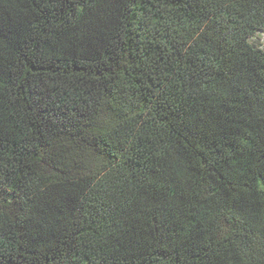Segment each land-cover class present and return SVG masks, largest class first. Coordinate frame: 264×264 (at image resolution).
Masks as SVG:
<instances>
[{"label":"trees","instance_id":"trees-1","mask_svg":"<svg viewBox=\"0 0 264 264\" xmlns=\"http://www.w3.org/2000/svg\"><path fill=\"white\" fill-rule=\"evenodd\" d=\"M264 0H0V264H264Z\"/></svg>","mask_w":264,"mask_h":264},{"label":"rangeland","instance_id":"rangeland-1","mask_svg":"<svg viewBox=\"0 0 264 264\" xmlns=\"http://www.w3.org/2000/svg\"><path fill=\"white\" fill-rule=\"evenodd\" d=\"M251 44L255 47L264 51V33L259 32L254 38L250 40ZM262 189L264 190V185H262Z\"/></svg>","mask_w":264,"mask_h":264}]
</instances>
